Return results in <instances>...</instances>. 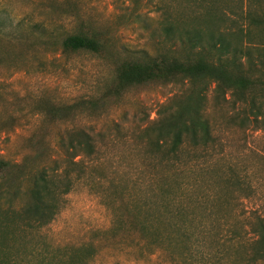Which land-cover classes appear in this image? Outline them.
<instances>
[{
	"label": "rangeland",
	"instance_id": "374dc122",
	"mask_svg": "<svg viewBox=\"0 0 264 264\" xmlns=\"http://www.w3.org/2000/svg\"><path fill=\"white\" fill-rule=\"evenodd\" d=\"M248 10L264 14V0H0V220L3 211L30 201L37 174L61 161L60 142L69 131L104 136L99 157L83 160L84 178L62 197L48 225L0 227V264H57L61 258L173 264L170 255L189 242L171 241L172 222L201 239L195 264H264L255 258L251 226L256 213L264 216V132L252 123L228 125L231 110L214 107L210 84L205 113L218 140L214 149H198L195 160L187 152L177 173L153 169L134 133L153 122L160 104L182 94L187 81L181 75L167 83L117 81L120 66L143 52L189 57L173 37L196 27L224 31L232 46L249 49L237 71L253 81L247 93L264 101V70L253 62L262 53L264 27L245 17ZM76 33L97 38L101 50L63 52V40ZM201 58L232 69L217 53ZM235 177L252 190L235 188ZM154 195H178L182 204L180 215L171 217L169 208L163 213L166 200L155 197L165 251L140 240Z\"/></svg>",
	"mask_w": 264,
	"mask_h": 264
},
{
	"label": "trees",
	"instance_id": "16d2710c",
	"mask_svg": "<svg viewBox=\"0 0 264 264\" xmlns=\"http://www.w3.org/2000/svg\"><path fill=\"white\" fill-rule=\"evenodd\" d=\"M245 17L264 27V14L254 17L248 10ZM165 31L168 34L171 33V26L166 27ZM225 34L224 31L206 33L203 29L195 27L173 37L178 44L188 47L189 57L179 59L175 55L163 54L151 58L148 53L143 52L141 57L120 66L117 72V81L120 85L141 84L147 81L167 83L180 75L187 81L186 89L182 94L160 104L153 122L134 133L146 157L151 161L153 169L161 168L167 172L177 173L182 161L187 159L185 158L187 152H189L190 160H195L200 157L197 153L198 149H201V154L214 149L218 140L213 135V126L205 113L206 93L210 84L213 85L214 107L225 104L231 110L228 125L238 123L239 126H243L246 123H252L256 130L264 132V101H257L255 95L247 93L253 81L239 75L237 71L242 64V56H249L250 51L249 49L244 51L246 48L242 44L237 43L232 46ZM101 48L102 45L97 38L82 33L69 35L62 42L63 52L85 50L98 53ZM259 51L262 53L253 62L259 69L264 70V46H261ZM206 53H217L228 58V62H232V69H226L220 61H205L201 57ZM192 57L197 59L193 60ZM246 60L251 61L249 58ZM201 81L204 83L201 88H198L196 84ZM74 107V104L71 105L67 111ZM103 146L102 134H92L81 129L69 131L60 142V148L63 151L61 161L55 162L57 165L54 168L42 169L37 174L30 201L17 211H3L0 227L5 229L16 224L25 229H39L48 225L56 216L62 197L84 178L83 160L97 159ZM159 180L160 178L155 174L152 175L151 181L157 184ZM241 181L235 177L232 179V184L235 188L250 192L251 187L245 181ZM161 184L163 186L162 180ZM157 196L160 200H166L163 213L169 208L171 217L180 215L182 204L178 195V198L154 195L150 205L152 212L140 224V240L147 241L157 249L165 251L166 238L162 237L155 227V222L158 223L163 218V214L155 215V211L158 210V204L155 201ZM249 196L251 195H243L244 198ZM173 207L175 208L172 209ZM253 219L254 223L251 226L255 234V239L252 240L255 246L254 255L257 259H264V216L256 213ZM168 221L170 220L165 218V223ZM171 227L175 234L171 239L172 242H179L182 237L189 242L179 255H170L172 263L195 264L194 251L202 242L201 239L192 235L187 236L182 232L184 227L179 223L172 222ZM218 240H221L220 236ZM64 257L68 258L67 253H64ZM90 259L92 260L93 257ZM57 264L70 263L61 258Z\"/></svg>",
	"mask_w": 264,
	"mask_h": 264
}]
</instances>
